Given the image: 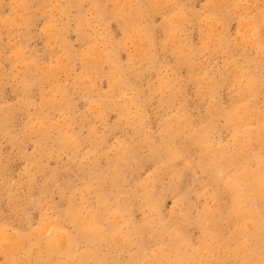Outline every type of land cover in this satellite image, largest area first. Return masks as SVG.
Segmentation results:
<instances>
[{"label": "clouds", "instance_id": "obj_1", "mask_svg": "<svg viewBox=\"0 0 264 264\" xmlns=\"http://www.w3.org/2000/svg\"><path fill=\"white\" fill-rule=\"evenodd\" d=\"M0 264H264V0H0Z\"/></svg>", "mask_w": 264, "mask_h": 264}]
</instances>
